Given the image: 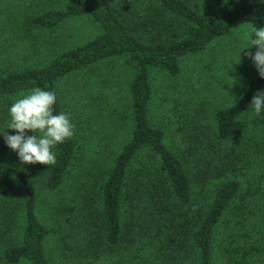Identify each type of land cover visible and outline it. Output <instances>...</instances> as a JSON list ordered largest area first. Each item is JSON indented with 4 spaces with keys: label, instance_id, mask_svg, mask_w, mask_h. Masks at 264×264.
I'll return each instance as SVG.
<instances>
[{
    "label": "rangeland",
    "instance_id": "obj_1",
    "mask_svg": "<svg viewBox=\"0 0 264 264\" xmlns=\"http://www.w3.org/2000/svg\"><path fill=\"white\" fill-rule=\"evenodd\" d=\"M187 1L197 8H204L209 2ZM67 2L0 0V74L42 65L58 52L99 32L87 15L68 18L53 28L30 23L32 16L64 7ZM112 2L125 13L130 25L138 27L142 38L156 34L149 22L154 16L159 17L158 22L163 18L161 25H176L169 15L164 16L161 7L150 4L151 0ZM251 27L239 25L200 52L182 57L175 75L152 71L149 121L163 129L166 145L183 162L191 181L192 198L186 205L174 197L164 200L168 211L156 220V234L140 235L119 249L96 242L89 245L88 240L94 212L100 207V187L130 137L133 120L128 87L133 69L122 59L110 57L57 82L61 112L74 126L76 149L56 189L36 183V215L48 229L43 247L50 264H199L190 234L208 209L216 188L230 177L239 180L240 188L214 227L213 264H264V140L260 116L247 109L239 117L234 133L223 141L216 137L215 123L216 110L238 99L256 70L245 55L255 52V46L242 50L241 60L239 56ZM158 30L164 35L166 28ZM232 62L239 63H234V70L229 72ZM29 93L0 96V129L10 120L11 103ZM7 131L15 134V130ZM227 151H232L234 163L232 170L227 168L222 173L217 170L224 163L227 165ZM10 159L20 162L0 135V264H11L4 258V248L19 242L24 223L22 195L6 170ZM148 164L151 169L146 171ZM22 165L34 170L33 177L45 166ZM160 173L152 167L148 154L140 152L130 165L126 191L132 181H138L144 200L148 196L146 184L162 181ZM146 203L143 201L141 206ZM66 204L74 207L67 215L61 213ZM125 211H129V205L124 202V216ZM184 222L188 226L184 227Z\"/></svg>",
    "mask_w": 264,
    "mask_h": 264
},
{
    "label": "trees",
    "instance_id": "obj_2",
    "mask_svg": "<svg viewBox=\"0 0 264 264\" xmlns=\"http://www.w3.org/2000/svg\"><path fill=\"white\" fill-rule=\"evenodd\" d=\"M150 4L161 7L164 16L169 15L176 25H161L163 18L158 22L159 17L154 16L149 22L156 34L147 39L139 35L138 27L130 25L125 13L112 0H68L64 7L46 9L30 18L33 26L53 28L68 18L87 15L99 32L58 52L42 65L0 74V96L29 93L35 88L54 91L57 97L54 110L59 113L61 99L56 84L62 78L110 57L120 58L132 67L133 75L128 87L133 120L130 137L115 156L100 187V207L94 212L89 245L96 242L110 249H119L140 235H155L156 220L168 211L164 200L174 197L183 205L191 202V181L183 162L166 145L163 129L149 121L152 71L175 75L180 70L182 57L200 52L212 40L227 35L233 28L252 23L264 27V0H209L204 8H197L187 0H151ZM162 28H166L164 35L158 30ZM258 89L264 90V78L255 70L238 99L216 110L217 139L226 140L234 133L239 117L249 109ZM260 122L264 140V114L260 116ZM53 149L56 163L45 165L34 177V170L25 168L20 162L10 159L6 163V170L15 179L22 195L20 203L24 217L19 242L4 248V258L8 263L50 264L43 247L48 229L36 215V183L38 181L50 190L62 183L75 154V141L70 137ZM140 152L148 154L152 167L162 174V181L146 182L148 196L144 200L138 181H132L126 191L130 165ZM224 156L229 161L227 165L219 166L217 171L232 170V151H227ZM150 169L148 164L146 171ZM239 188L240 182L235 177L225 179L216 188L198 226L192 230L190 240L199 264H213L214 227ZM143 201L148 202L144 207L141 206ZM124 202L129 205L125 216L122 215ZM73 209L66 204L61 207V213L67 215ZM182 225L188 226L185 222Z\"/></svg>",
    "mask_w": 264,
    "mask_h": 264
},
{
    "label": "clouds",
    "instance_id": "obj_3",
    "mask_svg": "<svg viewBox=\"0 0 264 264\" xmlns=\"http://www.w3.org/2000/svg\"><path fill=\"white\" fill-rule=\"evenodd\" d=\"M246 40L247 43L239 50L240 60L242 50L255 46V52L248 51L245 55L250 58L259 76L264 78V27L252 23ZM239 62H232L229 72L234 70L233 64ZM56 100L54 91L35 88L9 106L10 120L6 127L0 129V135L7 147L16 152L22 164L54 165L56 154L53 148L73 136L74 126L68 115L54 110ZM249 109L257 117L264 114V90L256 91ZM8 129L15 130V134H10ZM37 132L39 135L35 134Z\"/></svg>",
    "mask_w": 264,
    "mask_h": 264
}]
</instances>
